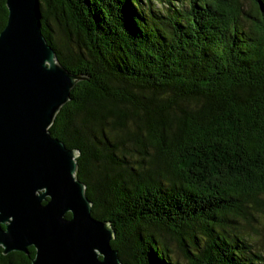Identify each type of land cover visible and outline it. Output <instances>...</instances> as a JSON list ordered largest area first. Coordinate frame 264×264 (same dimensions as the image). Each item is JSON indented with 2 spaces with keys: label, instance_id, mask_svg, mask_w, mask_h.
Segmentation results:
<instances>
[{
  "label": "trees",
  "instance_id": "obj_1",
  "mask_svg": "<svg viewBox=\"0 0 264 264\" xmlns=\"http://www.w3.org/2000/svg\"><path fill=\"white\" fill-rule=\"evenodd\" d=\"M38 2L58 62L84 78L49 131L78 151L120 260L264 264L247 232L264 214V0ZM34 253L0 247V264Z\"/></svg>",
  "mask_w": 264,
  "mask_h": 264
},
{
  "label": "water",
  "instance_id": "obj_2",
  "mask_svg": "<svg viewBox=\"0 0 264 264\" xmlns=\"http://www.w3.org/2000/svg\"><path fill=\"white\" fill-rule=\"evenodd\" d=\"M0 31V247L31 264H125L108 222L91 216L79 155L49 128L84 78L71 74L41 32L38 0H5ZM67 214L70 216L67 217Z\"/></svg>",
  "mask_w": 264,
  "mask_h": 264
},
{
  "label": "rangeland",
  "instance_id": "obj_3",
  "mask_svg": "<svg viewBox=\"0 0 264 264\" xmlns=\"http://www.w3.org/2000/svg\"><path fill=\"white\" fill-rule=\"evenodd\" d=\"M257 222L254 223V228L247 229L251 240L259 251L264 252V214L256 215Z\"/></svg>",
  "mask_w": 264,
  "mask_h": 264
}]
</instances>
